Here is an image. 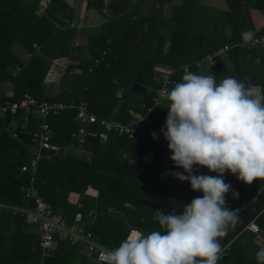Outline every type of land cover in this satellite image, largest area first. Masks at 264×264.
Here are the masks:
<instances>
[{"label": "trees", "instance_id": "1", "mask_svg": "<svg viewBox=\"0 0 264 264\" xmlns=\"http://www.w3.org/2000/svg\"><path fill=\"white\" fill-rule=\"evenodd\" d=\"M69 1L82 2L87 10L100 12L99 5L112 0ZM114 1L125 10L110 16L98 33L89 38L86 49L89 58L80 60L79 56H72L74 48L70 42L75 30L64 25V21L71 20L72 14L64 0H0V81L12 85V96L0 97V103L4 100L17 102L24 94H30L39 102L75 105L84 101L97 118L126 124L132 119L129 112L144 115L140 107L127 106L132 84L147 88L142 105L144 108L152 105L151 98L160 85L152 80L154 65L172 69L171 90L181 81L184 67L187 72L198 74L195 63L222 47H227L224 57L228 69L218 56L212 58L208 73L215 75L217 82L228 76L247 78L245 83L258 88L259 97H264V49L241 46V34L245 31L264 35V0H223V11L202 6L201 0ZM40 5L53 22L35 16L34 11ZM165 7L169 8L168 13H164ZM143 9L147 13H140ZM13 43L29 52L26 61H20L10 52ZM33 46L40 53L36 54ZM42 54L51 59L78 61L76 65L66 66L51 98L43 95L48 63ZM257 57L259 64L255 63ZM167 108L156 107L146 121L139 123L132 138L114 132H109L104 142L96 137L87 138L80 144L90 154L87 160L62 151L69 144L79 146L71 137L77 127L72 120L75 111L67 110L48 118L52 131L49 147L42 150L32 181L38 196L67 225L80 227L97 243L110 249L118 247L131 230L126 229L120 219L105 215L103 211L107 209L120 213L129 226L145 233L160 230L158 222L153 220V211L159 209L167 215L175 210L178 215L183 205L203 195L191 190L188 181L182 182L169 175L183 170L174 167L168 159L171 152L160 132ZM21 114L27 117V129L32 131L36 120L21 110L15 116ZM12 118L5 116L0 120V196L13 206H32L33 202L25 201L21 191L28 185L29 176L19 172V167L26 164L29 157L26 148L19 144H32L23 131L15 130V139L4 132L3 128ZM90 128L96 132L101 130L99 125ZM152 132L159 134L158 140L152 138ZM53 146L56 147L54 151ZM149 150L153 152L152 160L145 165L141 156ZM123 152L132 160L131 164L120 158ZM162 168L167 173L164 181L159 182L155 175ZM196 174L217 175L205 167H199ZM223 178L239 193L236 199L232 198L231 191L226 194V206L239 208V221L220 239L227 249L218 264H257L255 253L264 248V244L255 245L254 236L244 227L253 220L264 238V186L261 188V180H257L247 188L242 187L240 181L227 172ZM68 192L77 193L82 203L79 202V206L66 203L63 197ZM91 210L94 219L89 223L86 217ZM9 219L16 222L17 232L5 236L3 222ZM23 221L19 213L13 216L0 212V264H38V234L26 235L27 226ZM55 242L54 251L42 264L69 263L63 257L69 244L62 240Z\"/></svg>", "mask_w": 264, "mask_h": 264}, {"label": "clouds", "instance_id": "2", "mask_svg": "<svg viewBox=\"0 0 264 264\" xmlns=\"http://www.w3.org/2000/svg\"><path fill=\"white\" fill-rule=\"evenodd\" d=\"M241 38V46H254L257 39L252 30ZM246 79L228 76L217 82L215 75L187 72L166 92L160 132L171 152L168 159L183 170L169 175L203 195L178 215L153 211L160 230H132L118 247L100 252L101 264H218L224 254L220 239L239 221V209L226 206V194L231 191L236 199L239 193L223 174L246 185L264 180V97ZM151 136L155 140L156 132ZM199 167L217 175L196 174ZM255 257L264 264V248Z\"/></svg>", "mask_w": 264, "mask_h": 264}, {"label": "built area", "instance_id": "3", "mask_svg": "<svg viewBox=\"0 0 264 264\" xmlns=\"http://www.w3.org/2000/svg\"><path fill=\"white\" fill-rule=\"evenodd\" d=\"M256 38L254 46L264 49V35H258ZM226 50L227 47H222L212 54L205 56L203 60L211 65L213 63L212 58L221 56ZM154 70L156 77H153V80L157 81L160 85L154 91L151 98L152 105L144 108L141 104L140 108L144 110V115L134 113L131 116L132 119L126 124L97 118L87 109V104L84 101H79L75 105L71 102L69 104L45 101L39 102L30 94H24L17 102L4 100L0 103V118L5 116H10L12 118L17 114L18 110H21L30 118L36 120V126L32 131L27 128L23 130V133L30 138L33 150L29 154L28 162L19 167L20 173H27L29 176L28 185L21 188L23 197L25 201L31 200L33 205L25 207L0 205V209H8L13 214H21L26 224L36 228L38 234V248L40 251L38 264H42L45 258L51 256L56 245L55 241L57 240L65 241L69 246L81 249L87 257L92 258L95 264H101L99 259L100 252L104 249H110L97 243L89 233H85L80 227L67 225L60 215L53 213L48 204L41 200L36 189L33 187L32 181L37 162L41 158L42 150L49 147V140L52 134L47 119L58 116L64 111L74 110L75 113L72 120L77 124V127L71 133V137L75 139L79 145L83 144L87 138L93 137H96L100 142H104L109 132L132 138L139 123L146 121L148 115L153 114L154 109L161 106L165 99L166 92L169 91V87L173 84V81L170 79V72L156 68ZM94 125H99L101 130L96 132L90 128ZM156 134L157 138L155 140H158L160 136L158 133ZM240 185L246 188L250 186L244 184L242 181H240ZM244 230L254 235L259 234V229L253 220L245 225ZM131 231H129L128 235ZM226 249L227 247H224V251Z\"/></svg>", "mask_w": 264, "mask_h": 264}, {"label": "crops", "instance_id": "4", "mask_svg": "<svg viewBox=\"0 0 264 264\" xmlns=\"http://www.w3.org/2000/svg\"><path fill=\"white\" fill-rule=\"evenodd\" d=\"M64 1L68 4V6L72 10V14H71V18H70L71 20L70 21H64V25L67 26V28H72L75 30V33H74V35L71 39V42H70L71 48H74L72 56H79L80 60L88 59L89 56L86 53V49L88 46V40H89V38L95 36L98 33L97 32L96 34H94L93 31H95L96 29L99 31L101 25L110 19V15H109V17H106V19L98 20L96 22H88V20L90 18H93L95 16L93 14H90V12L86 9H85L86 11L85 10L82 11L80 9V7L82 6L81 2L73 3L69 0H64ZM220 1L223 3V0H220ZM76 5L79 6L78 10H75ZM100 11H101V13L104 14V10H100ZM221 11H223V9H221ZM34 14L37 17H43V18L47 19L48 21L53 22L46 15V13L44 11V7L41 5L36 7ZM96 16H98V15H96ZM75 20H82V22L80 21L82 23L81 24L82 26L81 25L77 26L75 24ZM55 26L57 27V25H55ZM34 48H35L36 54L40 53V51L36 49L37 47H34ZM9 50L13 54V56H15V58L19 59L20 61H26L30 56L29 52L17 43H13L10 46ZM225 55L226 54H222L221 57L223 59V62L225 63V67L228 69L229 66H228V63L224 57ZM42 58L48 63V69H47L45 76L43 78V95L45 98H51L52 95H54L57 91L59 79L61 78L62 74L64 73L66 66L71 65V64L76 65L78 63V61H76V60L73 61L72 59H69V58L51 59V58H49L43 54H42ZM155 66H157V67H155ZM155 68L156 69H162L164 71H168V72H170V75L172 73V69L168 66L157 64V65H154V68H152L153 71H155L154 70ZM195 68H196V71L198 74H202V75L207 74L208 75L209 74L208 69L210 68V65L206 61L200 60V61L195 63ZM186 72H187V69L184 67L183 68V75L186 74ZM154 75H155V72H154ZM153 77L154 76H152V80H153ZM254 92L256 93L257 96H259L258 88H254ZM11 96H12V85L10 83H8L7 81H0V97L10 98ZM116 96H119V93H117ZM165 107H168V101L166 99H164L160 108H165ZM129 113L131 114V116H132V114H134L132 112H129ZM23 115L24 114L17 115L15 117H13L11 119V121L3 128L4 132L8 133V135H10L13 139H15V134H14L15 130L18 129L19 130L18 132H22L29 125L27 123V120L25 119V117ZM1 119L2 118H0V120ZM19 146L22 148L23 147L26 148L27 153H29V154L33 150L32 145H27V146L25 145L24 146L23 144H19ZM52 150L53 151L56 150V147H54ZM62 151L64 154H71L72 156L79 158V159L87 160L90 156L89 152H87L85 149L81 148L80 145L74 146V145L69 144V145L64 146L62 148ZM11 154H12V152H11ZM152 155H153L152 151H150V150L147 151L146 153H144L141 156V162L145 165H149L151 163V160H152ZM120 158L126 159V161H128L129 164L132 163V160L128 157V154L125 152L120 154ZM166 173H167V171L165 168L160 169L156 173L155 179L159 182H163L165 179ZM209 175L214 176L211 174H209ZM262 187L263 186H261V188ZM87 197H89L88 194H87ZM92 197H94V196L92 195ZM63 200L68 204L76 205V206H79V202L82 203L79 195L77 193H74V192H68L63 197ZM0 205H3V206L8 205L9 206L12 204L7 203L5 201V199L2 196H0ZM124 206L132 209V207L127 205V204H124ZM107 210H110V209H107ZM1 211L7 212V213L12 214L14 216V214L11 213L8 209H0V212ZM110 211H112V210H110ZM113 212H116V211H113ZM93 219H94V212L91 210L87 214L86 222L91 223L93 221ZM22 224L24 226H27L26 232H28V233H25L26 235H28L29 233H31L33 236L36 235L37 230L34 227L26 224L24 221ZM3 226H4V229H3V227H2V229L4 230L5 236L8 234L9 235L16 234V232H17L16 222H12L11 219H9V221L5 220L3 222ZM250 234H252V233H250ZM252 235L254 236V244L255 245L261 246L264 244V238L261 235L260 229H259V234H257V235L252 234ZM25 239H27V238H25ZM26 243L29 244V241L26 240ZM63 257H65L69 261L68 264H95L94 261L92 260V258L87 257L81 249H76V248L70 247V246H67V250L64 251Z\"/></svg>", "mask_w": 264, "mask_h": 264}, {"label": "water", "instance_id": "5", "mask_svg": "<svg viewBox=\"0 0 264 264\" xmlns=\"http://www.w3.org/2000/svg\"><path fill=\"white\" fill-rule=\"evenodd\" d=\"M100 10H106L107 13L111 16H117L119 14H121L125 8L124 6H122L121 4H119L118 2L112 0V1H107L106 3L100 4L99 5ZM141 65H143V61L140 62ZM147 93V89L140 85V84H132V86L130 87V91L128 93L127 96V106L128 107H132V108H138L141 106L145 95ZM261 186H264V180H261ZM103 213L105 215L111 216V217H115L121 220L123 226L128 229V230H138L142 233H145L137 228H133L131 226H129L126 221L125 218L118 212H113L110 210H105L103 211ZM147 234V233H145Z\"/></svg>", "mask_w": 264, "mask_h": 264}, {"label": "rangeland", "instance_id": "6", "mask_svg": "<svg viewBox=\"0 0 264 264\" xmlns=\"http://www.w3.org/2000/svg\"><path fill=\"white\" fill-rule=\"evenodd\" d=\"M200 3H201V5L202 6H205V7H210L212 10H215V11H221V9H223V10H225V6H224V4L220 1V0H201L200 1ZM81 4H82V6L80 7V9L83 11V10H85L86 8L84 7V3H82L81 2ZM78 8H79V6H75V10H78ZM87 10V9H86ZM85 10V11H86ZM168 10H169V8H164V13H168ZM89 12H90V14H93L95 17H93V18H90L89 20H88V22H96V21H98V20H102V19H106V17H109V14L107 13V11L106 10H104V14L103 13H101V11L100 12H98V11H96V10H88ZM140 13H142V14H144V13H147V10L145 9H143ZM96 15H98V16H96ZM82 20H75V24L77 25V26H80L82 23ZM66 23V22H65ZM82 26V25H81ZM78 28V27H77ZM81 28V27H80ZM98 32V30L96 29L95 31H93V33L94 34H96ZM155 67H157V66H155ZM153 68H154V66H153ZM151 75L152 76H154V77H156L155 75H154V71H153V69H152V73H151Z\"/></svg>", "mask_w": 264, "mask_h": 264}]
</instances>
